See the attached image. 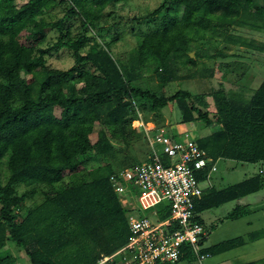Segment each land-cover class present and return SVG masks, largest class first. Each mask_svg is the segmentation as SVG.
<instances>
[{
	"label": "trees",
	"instance_id": "trees-1",
	"mask_svg": "<svg viewBox=\"0 0 264 264\" xmlns=\"http://www.w3.org/2000/svg\"><path fill=\"white\" fill-rule=\"evenodd\" d=\"M61 1L69 5L67 14L78 17L82 26L93 30L105 6L124 0H26L20 6L14 0H0V161L5 159L8 173L5 184L0 186V249L6 240L11 241L23 250L29 264H96L119 250L129 238L124 209L107 181L115 170L109 166L94 168L88 171L87 180L77 185L57 193L50 189L65 175L81 170L86 151L106 156L114 150L104 130L96 132L94 141L89 137L93 125L102 118L109 137L125 141L133 111L154 112L174 102L181 123L204 119V127L212 122L218 125L217 131L193 140L205 153L207 166L217 158L250 164L264 162V81L246 105L237 103L235 96L228 97L221 88L209 93L213 120L199 109L208 107L202 97L184 91L157 97L129 86L140 77L138 71L146 64L166 69L176 58L183 65L193 66L196 59L223 56L221 52H202L190 58L187 49L192 40L212 38L224 26L264 32V0H176L180 8L178 20L170 22V27L162 25L160 32L144 36L134 48L135 56L128 68L116 63L103 44H91L81 56L84 36L73 41L58 38L53 49H68L74 62L88 61L99 74L86 75L82 81H71L72 68L56 71L51 77L44 66L45 52L20 43L22 36L36 41L45 29L60 28L61 21L48 23L40 15ZM168 1L163 0L153 14L167 10ZM21 74L30 76L33 84ZM136 98L144 103L134 104ZM54 108L63 111L73 126L71 141L53 115ZM131 120L132 124L136 121ZM260 185L259 178L253 177L228 187L215 194L221 199L211 206L253 192ZM19 186L47 191L43 201L18 222L12 210L18 209L26 196L17 193ZM195 202L194 213L205 207ZM159 217H166V213H159ZM0 264H14V260L10 255H0Z\"/></svg>",
	"mask_w": 264,
	"mask_h": 264
},
{
	"label": "rangeland",
	"instance_id": "rangeland-1",
	"mask_svg": "<svg viewBox=\"0 0 264 264\" xmlns=\"http://www.w3.org/2000/svg\"><path fill=\"white\" fill-rule=\"evenodd\" d=\"M163 0H124L114 5H107L99 15L97 27L89 29L82 26V21L78 17L67 14L69 5L64 2H58L57 6L50 10H45L40 15V18L48 23H55L61 21L60 28H48L41 32L36 38V41H27L24 36L21 37L20 43L33 46L35 51L43 50L44 66L54 77L56 71H67L72 68L71 81H82L84 76H99L98 72L91 66L88 61L74 62V56L68 49H53V44L58 38L63 40L68 39L73 41L77 37L84 36L85 40L83 46L79 49V54L84 55L88 47L96 43L99 47L103 45L110 51V56L119 65H125L127 68L131 65L135 56L134 48L144 36L160 32L162 25L171 26L170 22H176L180 16V8L176 0H169L167 10H162L158 14H153V11L161 5ZM17 6L26 2V0H14ZM240 27L235 25L224 26L212 35V38H204L202 40H192L187 51L188 54H200L205 52L207 54H215L217 52L224 53L223 58L215 56L213 59L199 58L196 59L195 64L183 65L179 58H176L168 65L166 69L157 67L152 64H146L139 69L140 77L129 84L132 88H139L149 91V93L157 97H170L177 91L187 92L190 96L202 97L207 104V108L199 107L200 111L206 113V118H210L213 113L211 99L208 97L209 93L219 88V85H224L223 77L228 75L230 70L239 64L237 58L240 56L242 49L232 42V39H237L245 36L246 39L251 37L250 31H241ZM62 34V36H61ZM65 36V37H64ZM230 37V39H229ZM228 39V40H224ZM103 44V45H102ZM248 53V52H247ZM246 59V58H245ZM227 66L226 68H223ZM157 70V72H154ZM231 80H234V74ZM21 76L28 83H32L30 76ZM161 76L165 79H159ZM235 82V81H234ZM220 83V84H219ZM76 84V87H80ZM65 91H62V95ZM61 95V94H60ZM136 103L142 105L144 102L136 98ZM140 112L142 120L150 121L156 127L171 128L174 131L180 129L183 123L180 121V112L174 102L167 103V105L157 111L151 112L147 109ZM131 114V113H130ZM53 115L60 121L62 129L68 141L74 138L73 126L69 123L67 117L58 108L53 109ZM132 118H137L135 111L132 112L126 130L125 141L110 138L109 132L105 129L102 122H97L93 125V131L90 134L91 141L96 139V132L99 129L105 131L106 136L113 145V151L106 156H95L92 151L85 152V162L80 171L65 175L63 180L54 185L52 189L54 193L61 189L73 185H77L82 180H87V173L91 169L109 166L111 170L128 167L144 161L148 152L145 143L142 139L139 130L132 125ZM198 132L190 134V138L203 133L204 119L197 122ZM124 125V124H123ZM181 126V127H180ZM8 178L6 171L5 159L0 161V186H3ZM49 190V191H50ZM18 194L25 193L23 203L18 209H13L12 213L16 221H20L28 210L37 207L43 201V193L47 191L45 188L22 186L16 189ZM48 191V192H49ZM160 218V220L164 219ZM71 228V225H69ZM96 253L97 250L95 249ZM0 255H10L14 264H29L24 252L9 240H6L0 249Z\"/></svg>",
	"mask_w": 264,
	"mask_h": 264
},
{
	"label": "built area",
	"instance_id": "built-area-1",
	"mask_svg": "<svg viewBox=\"0 0 264 264\" xmlns=\"http://www.w3.org/2000/svg\"><path fill=\"white\" fill-rule=\"evenodd\" d=\"M136 116L134 128L142 134L148 154L107 177L124 209L129 238L96 264H177L185 246L197 264H204L207 255L197 248L203 230L193 206L202 193L197 175L208 168V159L187 131L156 127L142 121L138 112ZM214 170L211 166L208 173ZM161 212L166 213L162 220Z\"/></svg>",
	"mask_w": 264,
	"mask_h": 264
},
{
	"label": "crops",
	"instance_id": "crops-1",
	"mask_svg": "<svg viewBox=\"0 0 264 264\" xmlns=\"http://www.w3.org/2000/svg\"><path fill=\"white\" fill-rule=\"evenodd\" d=\"M239 29L243 32L250 31L251 37L232 39V43L242 49L237 58L239 64L222 78L224 85L222 82L219 88L228 97L235 96L237 103L246 105L264 81V32L245 26ZM248 44L252 47H248ZM222 55L221 58L226 56L224 53ZM229 74H234L235 79L231 80L232 75ZM134 104L138 105L135 100ZM211 117L209 119L213 120ZM197 124L183 123L177 131L193 134L198 132ZM218 129V125L212 122L204 127L203 133L194 137V140L206 137ZM211 166L215 170L208 173ZM207 167L200 174L201 177H198L202 193L195 202L196 206L200 204L205 207L194 213L203 230L197 244L200 254L207 255L203 263L264 264V162L250 164L217 158ZM253 177L260 180L261 185L257 190L211 206L221 199L216 193ZM177 264H197L190 247L182 248Z\"/></svg>",
	"mask_w": 264,
	"mask_h": 264
},
{
	"label": "bare ground",
	"instance_id": "bare-ground-1",
	"mask_svg": "<svg viewBox=\"0 0 264 264\" xmlns=\"http://www.w3.org/2000/svg\"><path fill=\"white\" fill-rule=\"evenodd\" d=\"M134 123H136L137 124V120L134 122ZM133 125V124H132ZM138 125V124H137Z\"/></svg>",
	"mask_w": 264,
	"mask_h": 264
},
{
	"label": "water",
	"instance_id": "water-1",
	"mask_svg": "<svg viewBox=\"0 0 264 264\" xmlns=\"http://www.w3.org/2000/svg\"><path fill=\"white\" fill-rule=\"evenodd\" d=\"M189 57H191L192 55L191 54H188Z\"/></svg>",
	"mask_w": 264,
	"mask_h": 264
}]
</instances>
